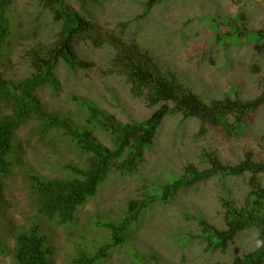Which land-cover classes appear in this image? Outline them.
Here are the masks:
<instances>
[{
    "label": "rangeland",
    "instance_id": "1",
    "mask_svg": "<svg viewBox=\"0 0 264 264\" xmlns=\"http://www.w3.org/2000/svg\"><path fill=\"white\" fill-rule=\"evenodd\" d=\"M146 1L67 0V3L99 25L104 33L120 31L124 23H129L124 38L140 43L163 68L175 71L199 94L224 98L234 96L237 90L241 98L251 99L261 92L264 48L256 53L253 41L233 36L230 39L234 46L228 48L226 41H216L215 33L231 29L222 18H234L240 13L245 14L249 30L264 28V0H164L138 18ZM9 14L13 30L0 57V70L7 78L17 80L31 71L23 58L25 51L38 42L52 41L60 24L38 0H12ZM76 48L79 57L92 61L94 66L70 71L61 62L56 70L60 90L54 91L50 86L38 90L48 110L66 113L75 122L84 123L86 114L74 98L77 96L94 102L123 122L142 121L152 113L144 97L131 93L127 78L111 70L115 53L111 45L98 47L89 39H81ZM8 113V109L3 110V114ZM36 124L29 119L18 129L19 148L11 155L12 171L2 176L0 243L7 252L0 254V264H18L14 256L16 235L32 225H38L48 237L54 249L52 264H74L78 249L94 253L110 235L103 224L119 220L128 200L143 197L144 183L159 187L181 175L189 162L205 168L204 149L214 151L225 163H237L247 151L256 160L264 161V106L245 117L243 131L230 135L207 125L205 134L197 136L201 126L198 118L171 115L164 119L137 171L132 174L113 171L98 193L78 209L74 220L65 224L38 212L39 199L30 175L71 176L64 166L84 165L86 155L62 138L41 137ZM97 135L105 144L112 145L108 135L100 131ZM249 176L213 178L182 189L168 204L157 202L130 227L127 241L97 264H214L230 262L234 256L255 249L258 230L252 228L239 233L225 251H208L204 241L193 237L201 233L198 222L188 217L201 216L224 228L220 198L233 199L241 205L250 188Z\"/></svg>",
    "mask_w": 264,
    "mask_h": 264
},
{
    "label": "trees",
    "instance_id": "2",
    "mask_svg": "<svg viewBox=\"0 0 264 264\" xmlns=\"http://www.w3.org/2000/svg\"><path fill=\"white\" fill-rule=\"evenodd\" d=\"M38 1L51 12L60 28L52 41L38 42L25 51L23 58L31 68L26 77L8 79L0 70V209L4 199L2 176L12 171L11 155L19 148L17 131L29 119L36 121V131L41 137L62 138L86 155L84 165L68 163L64 166L71 176L45 178L40 174L30 175L39 199L38 212L66 224L72 222L78 209L98 193L113 171L129 174L137 171L146 149L154 144L157 131L167 116L180 114L184 119L198 118L201 126L197 136L205 134L207 125L219 127L230 135L243 131L245 117L264 106V80L261 92L251 99L241 98L237 90L234 96L206 97L189 88L175 71L163 68L140 43L128 42L124 32L129 23H124L120 31L104 33L99 25L71 7L67 0ZM162 1L147 0L138 18L147 15ZM11 4L12 0H0V57L12 35ZM222 22H226L231 29L215 33L218 43L226 41V46L231 48L234 46L231 36L241 40L247 38L255 43L256 53L263 50L264 28L249 30L244 13L234 18H222ZM81 39H89L98 47L109 44L114 48L111 70L127 78L133 95L145 98L147 105L153 109L147 118L123 122L94 102L77 96L74 98L86 114L84 123L75 122L68 114L51 111L44 106L37 91L45 86L54 91L60 90L56 70L61 62L70 71L87 70L94 66L92 61L78 55L76 45ZM4 109H8L9 113L3 114ZM97 131L108 135L112 145L101 141ZM203 157L207 164L203 169L189 162L184 165L181 175L159 187L144 183V196L128 200L127 209L119 220L103 224L110 234L108 241L94 253L78 249L73 263L97 264L108 257L112 249L127 241L130 227L139 221L145 211L157 202H172L182 189L195 187L213 178L249 174L250 188L241 205L233 199L220 198L224 228L201 216L188 217L198 222L201 233L193 237L204 241L208 251H225L239 233L257 228L258 245L255 249L234 256L230 262L214 264H264V161L256 160L251 151H247L237 163H225L214 151L207 149L203 150ZM150 188L152 192L148 191ZM6 252L0 243V254ZM53 253L48 237L40 232L38 225H32L16 235L14 256L18 264H52Z\"/></svg>",
    "mask_w": 264,
    "mask_h": 264
},
{
    "label": "clouds",
    "instance_id": "3",
    "mask_svg": "<svg viewBox=\"0 0 264 264\" xmlns=\"http://www.w3.org/2000/svg\"><path fill=\"white\" fill-rule=\"evenodd\" d=\"M163 1H164V0H163ZM163 1H162V2H163ZM162 2H161V3H162ZM5 77H6V76H5ZM6 78H7V77H6ZM8 79H9V78H8ZM130 85H131V84H130ZM37 93H38V91H37ZM167 117H168V116H167ZM117 118H118V117H117ZM119 120H120V119H119ZM127 122H128V121H127ZM162 123H163V122H162ZM161 125H162V124H161ZM159 128H160V127H159Z\"/></svg>",
    "mask_w": 264,
    "mask_h": 264
}]
</instances>
